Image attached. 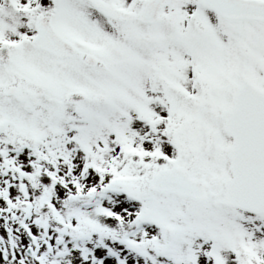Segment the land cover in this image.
<instances>
[{
  "label": "snow or ice",
  "instance_id": "obj_1",
  "mask_svg": "<svg viewBox=\"0 0 264 264\" xmlns=\"http://www.w3.org/2000/svg\"><path fill=\"white\" fill-rule=\"evenodd\" d=\"M0 264H264V0H0Z\"/></svg>",
  "mask_w": 264,
  "mask_h": 264
}]
</instances>
